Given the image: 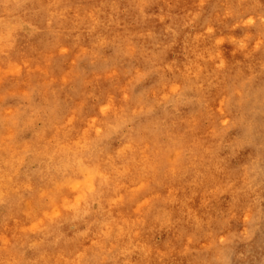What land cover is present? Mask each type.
<instances>
[{
  "label": "rangeland",
  "instance_id": "obj_1",
  "mask_svg": "<svg viewBox=\"0 0 264 264\" xmlns=\"http://www.w3.org/2000/svg\"><path fill=\"white\" fill-rule=\"evenodd\" d=\"M109 1L0 0V17L30 3L38 30L50 25L0 76V264H122L116 241L128 229L110 240L77 219L65 242L48 239L74 215L54 208L57 176L46 173L71 169L58 149L73 138L100 160L135 159L128 168L160 147L169 154L111 210L147 245L133 264H264V0H179L181 16L166 0Z\"/></svg>",
  "mask_w": 264,
  "mask_h": 264
},
{
  "label": "bare ground",
  "instance_id": "obj_2",
  "mask_svg": "<svg viewBox=\"0 0 264 264\" xmlns=\"http://www.w3.org/2000/svg\"><path fill=\"white\" fill-rule=\"evenodd\" d=\"M113 2L114 1L112 0L109 1L110 6ZM165 2L166 4L164 7L176 8L178 15L181 16V12L184 7L180 6L181 1L166 0ZM41 4L43 5V2H41ZM172 4L176 5V7H173ZM3 13L4 17H0V76L11 71L10 68L15 66V64L10 62L17 56L20 55V57L23 59L24 53L21 52L20 49L30 48L31 50H34L37 48L32 46L34 43V36L40 37L45 34L47 35L50 32L49 24L44 25V31L38 30L41 26V13H38L30 3L9 8ZM45 15H47L46 12H44V16ZM170 24H172L173 27H177L179 31L177 34V37L179 38L177 41L179 47H183V43H185L186 38H188V45L190 46L193 37H191L188 32L186 33L185 28H183L182 25L177 26V23L174 22H171ZM14 49H16V51H13ZM116 134L112 137V139L115 138ZM129 138L130 135L125 134L121 142H124L126 145V142ZM74 139L75 138L71 139L72 142H69L68 145L65 144L64 146H60L58 149H64L60 152V154L64 157L63 160H67V163L71 165V169H61V166L57 165L54 167V169H51V171L48 169L46 172L48 178H51L54 173L57 176L55 182L53 183V188L51 187L53 192H49V195H54L53 198L58 196V198L61 199V201L55 199L54 205L57 204L58 206L54 208H60L62 205H69V207L73 206L72 213L74 215L72 217L71 215H68L66 219H57L56 222L52 224V227H50L48 230V239H55V242L59 243L65 242L69 235L75 234L73 229L71 231L69 229L70 227H73L71 225L74 223V221L77 219H83L85 223L88 222L87 224H91V227H89L87 230V234L95 232L97 237L110 238V240H112L114 239L115 234L119 233V231H117V228L119 227L121 229H128V232H131L127 234V236L122 232L123 235L119 236L121 239L116 241V243L119 242L122 264H133V262L128 259L131 254L137 255L136 259L148 256L149 250H146L147 245L142 244L141 246H136V244H134L133 237L135 235H139V229L136 223L132 221L130 223L127 222V224L125 223L126 221L124 222L123 218L119 217V220H116L117 222H120V226H118L115 218L109 217L111 216V210L113 207L122 200L121 196L119 195L120 191L123 193L131 192V190L139 189L145 182L153 179L156 171H153V166L151 165L163 157L167 158L169 154H162L165 151L160 147L159 149H155L157 152L155 151L152 154L149 163H147L148 160L142 161L140 163L135 162L128 168L126 162L129 161L128 163L130 164V161H136L135 159L121 160L118 158L117 160L112 161L102 158L100 160V158H97L94 154L88 155V152L80 151L75 147L73 148ZM197 141L198 138L194 136L190 140L185 141L184 144L195 146ZM65 149L70 151L65 154ZM57 151L52 153L48 152L46 155L57 154ZM169 157L171 158V156ZM73 166H75V168H73ZM45 167H47V165L42 164L39 169ZM224 167V164L218 166L220 171H225ZM123 171L127 173L125 174ZM64 174L66 175L63 177ZM94 176H97L98 180L93 186L91 184V180ZM52 181L53 179H50V183H52ZM44 192L45 190L42 191L40 195L44 194ZM12 202L13 201L10 200L8 203H6L9 205V208L12 205ZM91 206L96 207L94 213L95 215L89 218L84 216L80 218V214H87ZM182 206L183 201L179 200L175 206L176 212L180 213ZM8 207L6 206L4 212L8 209ZM51 208L54 209L53 207ZM53 212L54 211H52V213ZM4 214L6 215V213H3L2 215ZM47 214L48 212L46 210L44 213L38 212L37 216L34 217L35 219H32L29 225L34 226L36 222L40 223V221L46 220L47 216L50 215ZM186 218L192 220L190 216Z\"/></svg>",
  "mask_w": 264,
  "mask_h": 264
}]
</instances>
